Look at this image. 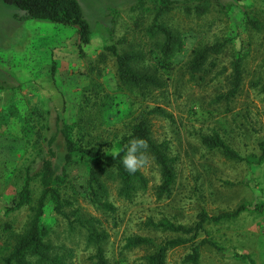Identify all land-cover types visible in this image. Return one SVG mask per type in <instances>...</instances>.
<instances>
[{
  "label": "rangeland",
  "instance_id": "obj_1",
  "mask_svg": "<svg viewBox=\"0 0 264 264\" xmlns=\"http://www.w3.org/2000/svg\"><path fill=\"white\" fill-rule=\"evenodd\" d=\"M75 1L91 31L90 42L80 49L75 27L26 17L9 0H0V208L19 185V167L36 138L34 131L31 135L22 131V115L27 114L35 126L37 108L44 111L53 105L72 115L79 95L97 87L114 95V100L124 93L135 108L114 128L131 120L140 107L155 105L166 111L167 116L151 114L150 125L153 137L167 143L175 167L168 197L157 196L160 179L150 159L140 170L146 187L130 199L118 197L115 184L109 183L112 217L101 216L80 199L82 167L69 169L71 199L82 211L100 218L109 262L144 263L147 246H126L130 236L150 237L155 243L190 236L147 226L148 218L190 226L204 211L219 218L204 222L193 241L167 249L165 264H189L183 258L191 242L200 239L207 242L199 246L198 264H264V154L257 147L264 135V0H176L166 8L159 21L179 34L182 49L173 55L170 66L159 71L162 89L140 101L119 90L115 58L105 46L114 44L120 53L134 50L141 55L140 62H152L155 43L162 41L161 34L148 28L158 2ZM218 41L223 46L201 70L185 66L192 49ZM234 59L239 61L242 79L235 94L225 97ZM213 133L243 158L228 157L201 143L202 135ZM236 209V214L224 216ZM46 212L47 220H54L51 235L71 250L72 264H89L91 251L82 234L68 230L52 211ZM29 215L23 207L0 216V254L8 249L9 231L23 228Z\"/></svg>",
  "mask_w": 264,
  "mask_h": 264
},
{
  "label": "trees",
  "instance_id": "obj_2",
  "mask_svg": "<svg viewBox=\"0 0 264 264\" xmlns=\"http://www.w3.org/2000/svg\"><path fill=\"white\" fill-rule=\"evenodd\" d=\"M154 1L158 2V6L155 7L148 28L151 32L161 34L162 41L155 43L152 62H140L141 55L134 50L120 53L114 44L105 46L115 58V75L119 90L132 93L138 101L146 95H151V91L162 89L163 81L158 75L159 71L165 66H170L173 55L182 49L179 34L159 21L162 12L176 0ZM9 2L26 17L75 27V42L79 49L90 42L89 24L83 18L75 0ZM184 7L188 9L186 4ZM223 44V41H218L192 49L191 57L185 66L190 71L201 70L209 56L217 53ZM241 79L239 61L234 59L229 77L230 87L225 97L235 94ZM261 89L264 92V82ZM119 94L122 96L114 100V95L97 87L91 91L84 90L78 97L77 107L72 115H67L65 108L58 109L53 105L44 111L37 108V126L32 124L27 114L22 115V131L27 135L34 131L36 138L31 146L32 151L25 155L19 167L20 183L6 205L0 208V216L7 217L10 213L26 207L30 211V217L23 228L9 231L6 243L8 249L0 254V264H72L71 250L58 245L51 235L50 223L54 220H47V210L60 218L68 230H76L82 234L85 245L91 251L88 256L89 264H111L103 249L107 233L100 225V218L82 211L71 199L74 196L70 194L71 188H67L70 184L69 169L82 167L84 184L81 185L80 191H77L80 199L99 211L101 216L112 217L114 205L108 199L109 183L115 184L118 197L126 199L146 187V179L141 171L130 175L125 171L120 158L113 156L115 151L123 149L133 137L143 138L149 144L148 157L156 166L160 179L156 187L157 196L170 195L175 179L174 158L168 152L167 143L153 137L150 125L151 114L167 116L166 111L155 105L140 107L130 117L131 120L114 128L122 116L131 115L135 110L131 107L132 104H128L127 96L124 93ZM200 140L206 147L218 149L228 157L243 158L217 133L202 135ZM257 147L260 155L264 154V135L258 141ZM237 211L238 209L224 216H232ZM197 217L190 226L175 225L165 219L154 222L148 218L145 222L147 226L183 234L190 233V236L185 238L178 235L155 243L153 238L134 235L127 237L125 245L147 246L143 264H165L167 249L188 240L193 241L197 233L203 230V223L216 221L219 215H208L200 211ZM204 242L207 241L200 239L196 243L191 242L190 251L183 261L198 264L199 246Z\"/></svg>",
  "mask_w": 264,
  "mask_h": 264
},
{
  "label": "clouds",
  "instance_id": "obj_3",
  "mask_svg": "<svg viewBox=\"0 0 264 264\" xmlns=\"http://www.w3.org/2000/svg\"><path fill=\"white\" fill-rule=\"evenodd\" d=\"M148 149L149 144L147 140L140 137H133L129 139L123 149L115 151L113 156L119 157L125 171L130 175H134L137 171H140L148 165Z\"/></svg>",
  "mask_w": 264,
  "mask_h": 264
}]
</instances>
